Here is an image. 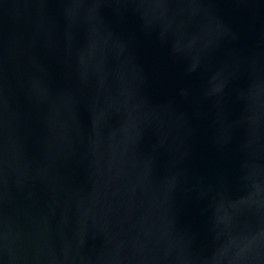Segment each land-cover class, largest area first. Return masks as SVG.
Segmentation results:
<instances>
[{
	"label": "water",
	"instance_id": "water-1",
	"mask_svg": "<svg viewBox=\"0 0 264 264\" xmlns=\"http://www.w3.org/2000/svg\"><path fill=\"white\" fill-rule=\"evenodd\" d=\"M0 264H264V0H0Z\"/></svg>",
	"mask_w": 264,
	"mask_h": 264
}]
</instances>
